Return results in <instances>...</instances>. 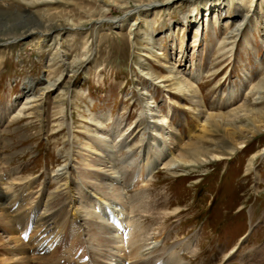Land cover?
<instances>
[{
    "label": "rangeland",
    "instance_id": "374dc122",
    "mask_svg": "<svg viewBox=\"0 0 264 264\" xmlns=\"http://www.w3.org/2000/svg\"><path fill=\"white\" fill-rule=\"evenodd\" d=\"M115 1L117 5L109 7L101 0H0L1 36L41 28L42 21H89L49 35L36 33L0 43V205H20L33 214L38 207L39 215L46 210L47 198L60 190L62 195L52 203L60 216L73 221L72 193L61 176H54L55 171L69 151L76 166L82 167L86 151L80 145L115 128L108 135L121 180L112 183L123 194H115V189L95 194L72 170L73 177L79 178V188L72 191L78 203L88 204L91 197L96 211L99 205L103 211L106 204L122 208L141 228V243L165 229L167 247L192 241L189 251L179 245V264H264V132L233 153L205 139L200 145L223 158L179 169L161 167L143 186L137 171L146 152L141 131L135 128L146 106L156 104L154 114L166 117L163 125L159 123L164 130L154 146H146L156 148L162 140L160 149L165 152L175 150L164 142L167 131H177L186 144L192 137L190 129L203 133L198 121L210 112L246 106L263 116L264 89L258 86L264 80V0H155L166 3L148 11L137 6L148 0ZM197 17L199 26L189 21ZM74 69L77 75L70 89L63 83L56 90L46 89L44 78L68 79ZM172 70L193 82L197 92L160 83ZM231 96L235 99L229 104ZM30 100L33 107L23 112V103ZM101 118L104 127L100 128L95 121ZM248 119L237 123L236 140L246 136L239 132L246 133L252 125ZM223 133L208 132L207 137L220 142ZM172 156L165 157L164 163ZM97 195L101 199H92ZM30 234L28 229L25 235ZM89 244L87 250L86 244L67 234L57 264L97 258L98 249ZM131 244L132 240L125 251H116L131 256Z\"/></svg>",
    "mask_w": 264,
    "mask_h": 264
},
{
    "label": "bare ground",
    "instance_id": "6f19581e",
    "mask_svg": "<svg viewBox=\"0 0 264 264\" xmlns=\"http://www.w3.org/2000/svg\"><path fill=\"white\" fill-rule=\"evenodd\" d=\"M101 1L105 2V4L109 7L117 5V2L115 0H101ZM165 3L166 1L160 2L155 0L154 1L148 0L143 3H138L137 6H139V9L141 8L144 11L145 10L148 11ZM221 3H219L218 5L219 7L222 6ZM122 6L126 7V5H122ZM191 13H193V11ZM236 15H239V12ZM185 18L187 17L185 16ZM93 20L99 21L100 19H93ZM189 21L190 23H195L197 26H199L198 24H200L199 17L193 18L192 20ZM86 22L89 21H85V22L82 21L79 23H75L73 20L65 19V18L63 20H54L47 22L42 21L41 28L30 27L26 31L16 30L14 31V33L10 32L12 33L11 35H7V36L0 35V43L3 41H9L14 38L20 40L25 36L28 35L32 36L36 33L49 35L56 30H60V29L64 30L70 26H81L83 23L85 24ZM159 54L163 55L164 53L160 52ZM64 57L67 58V55L65 53H64ZM164 58L166 59V62H170L167 54L164 55ZM70 64H73L74 66V62H71ZM165 66L171 68V66L167 64H165ZM71 72L72 74L68 79H65L64 77L63 78L60 77L57 78L56 80L49 81L48 78H44L43 80L47 81L46 89L48 91L56 90L61 86L62 83L69 88L77 75L75 69L71 70ZM172 73L173 74L169 76L166 77L164 76L163 78H160L159 82L164 83V85H166L167 87H170L171 84H173L176 85L177 89L180 90L185 89L187 91L194 90V93L197 92L195 88V84L193 82H189L187 79H184L183 76L181 77V75H179L178 70H176L175 72L172 70ZM196 81L197 82L199 81V77H197ZM258 87L262 90L264 89V80L261 82V84ZM31 88H33V85L29 87L27 92H29ZM27 92L25 91L26 94ZM146 93L147 92H143V94ZM234 99H235L234 96L229 97L228 103L229 104L232 103ZM32 100L36 102V100L39 99L36 100L32 99ZM189 100L192 101V99ZM31 102H32L31 100L26 101L25 103L27 105L23 103V106L21 107L23 112L26 109L33 107V105H30ZM195 102L198 105L202 106L201 99H196ZM156 107H157L156 104H151V103L148 104V106H146V109H144L141 112V115H139L140 116L139 120L135 121L136 122L135 128L141 131L143 137L141 142L143 151L145 150L146 152L141 169L137 171V176L139 177L140 183L143 186L149 185L150 181L154 178V174L161 167H162L161 169H168V170L179 169L181 167H188L192 165H197L198 163L205 162L207 161L208 158H218V157L223 158V155L214 154V153L211 154L210 149L208 147H203L200 145V142L201 141L203 142V140L205 139L208 141H214L216 142L215 144L218 145L220 149L227 151L229 153H233L239 148L245 146V144L249 140H251L254 136L264 132V115L256 116L254 115L255 110L250 109L246 106H238L236 108L230 109V111L226 113H211V112L209 113L206 112L205 109H202L203 112L209 113V115L204 120L198 121V126L202 127L203 133L201 132L200 134H195L194 128L190 129L189 134L192 137L186 144H184L183 139L179 137L177 131L171 133V131L169 130L166 133L167 134L170 133V134L168 135L167 138L164 139V142L174 145L175 150L174 151L165 150V152H161L160 148L162 145V140L158 141V147L156 148L154 147L149 148L146 146L147 143H149L151 146H154L153 143L157 141L156 136L157 135L160 136L161 131L164 130L162 126L159 125V123L162 124V122H165L166 117H164V115L161 117L158 114H154V110H156ZM149 110H152L151 113L154 116L150 117ZM31 113L32 114L34 113L33 110ZM201 113L202 112H200V114ZM152 117L154 118L152 119ZM244 118L246 119L251 118L253 123L251 126L247 127L246 133L239 132L241 133L240 135H246L244 136V139L242 141L236 140L235 131L238 130L240 127L237 125V123L243 120ZM95 123L100 128L104 127L103 118L99 120L97 119ZM114 130L115 128H112L111 130L108 131L114 132ZM108 131L107 133L102 134L101 136H97V137L95 136V138L97 139H95L93 142L87 141L82 145H80L86 151L85 154L83 155L84 165L82 167L76 166V164L74 163L75 159L72 157V154L69 151L68 153L65 154V156H63L64 164L61 165L55 171L54 176L55 177L61 176L60 179L64 180L63 184L66 185L68 191L72 193L71 203H74V205H70L69 209L71 211V216L73 217V219L72 218L71 219L73 221L71 222L68 221L67 219L68 217L66 216L65 217L60 216L61 215L59 213L60 211L58 212L57 209L55 208L56 205H53L54 203H52L53 198L62 195V193H60L61 192L60 190L56 191L55 193L56 195H52V196L50 195L49 198H47L46 210L42 213H39V215H37L38 207L35 213L33 214L28 211L27 212L23 211L20 205H0V264H57L59 261V254H60L59 250H62L63 252V250L66 248L65 247L66 244L64 245V238L67 237V234L68 236L72 235L73 238L74 236L77 237L80 242L86 244L87 250H89L88 248L90 246L89 243L95 246L94 248L96 250L98 249L99 252L95 251L97 258L95 257L92 260H88L86 262L84 261L85 263L84 262L82 263L80 261L82 264H109L107 262L109 260L115 261L116 264H179L178 261V255L180 256L179 245H180V249L183 251L191 250V247H193L192 241L185 245H182L180 243L178 244L173 243L170 244L169 247H167L168 234H166V229L164 231L165 233L162 231L163 233L159 232L158 235L151 237L152 239L151 241L146 243H141L139 241V237H140L139 230L141 228L138 229L136 220L130 218L129 214L124 213L122 208L114 207L111 204L108 205L106 204L103 205L105 207L103 211L99 209V206L101 205L98 206V211H96L97 205L93 206L91 204V197L89 201L87 200L88 204L86 203L84 205H81L80 203H78L79 202V199L77 197L78 195L72 191L73 189L77 190V188H79V178L75 179V177H73V174H71L72 170L76 171V173H78L77 175L83 176L84 181H82L83 182L82 184H84L85 187H88L90 190H92V192L95 194L101 192L105 193L107 191H110L111 189L117 190L115 193L117 195L123 194L122 193L123 191L120 188L115 187L113 185L114 183H112V181L114 180L120 182L121 178H119V176L117 175V171L115 170L114 167V163H113L114 155H113V151L111 150V143H110L111 140L109 138ZM213 131L215 132L220 131V133L224 132L223 133L225 134L224 140L223 141L220 140L219 142L216 141L215 139L213 140V138H211L210 136L207 137L208 132L212 133ZM95 132H93L94 135H96ZM72 137H70V140ZM241 137L243 138V136ZM169 140L170 142H168ZM151 152L153 153V157L147 158L149 156V153ZM261 153L264 154V148L262 149ZM171 155H173L172 158L165 161L164 163V158L167 156L170 157ZM90 194L91 193H89V195ZM92 199H95L97 201L101 199V195L94 196ZM133 211L135 210H132V212ZM164 218H167V216L164 215ZM116 220L118 221L117 223H115ZM120 225L123 227V230L118 229ZM28 229H30L31 234L27 235L26 237L25 234L26 232H28ZM19 232L23 233L24 234L23 237L25 238H23L20 235L21 233L19 234ZM65 232H67V234L64 237ZM61 239L63 240L61 241ZM130 240H132L133 243V245L131 244L133 247V249L131 250V256L123 257L124 255L122 256L119 253V251H125L124 249L126 247V244L129 243ZM122 243L124 244L122 245Z\"/></svg>",
    "mask_w": 264,
    "mask_h": 264
}]
</instances>
